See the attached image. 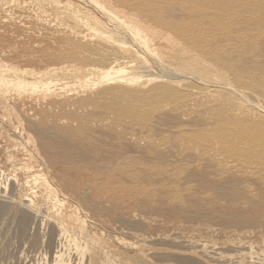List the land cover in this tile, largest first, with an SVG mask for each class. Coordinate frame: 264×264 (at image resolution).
<instances>
[{"label": "bare ground", "instance_id": "1", "mask_svg": "<svg viewBox=\"0 0 264 264\" xmlns=\"http://www.w3.org/2000/svg\"><path fill=\"white\" fill-rule=\"evenodd\" d=\"M93 1L128 27L164 73L128 44L109 42L53 10L70 46L45 70L66 66L81 97L50 102L74 107L77 125L58 128L55 137L33 125L32 143L62 177L86 178L74 182L79 203L106 189L131 195L138 206L158 195L153 220L179 237L264 240V115L245 108L238 92L264 100V0ZM97 108L104 115H94ZM155 124L167 135L145 133ZM211 249L216 255V244Z\"/></svg>", "mask_w": 264, "mask_h": 264}, {"label": "rangeland", "instance_id": "2", "mask_svg": "<svg viewBox=\"0 0 264 264\" xmlns=\"http://www.w3.org/2000/svg\"><path fill=\"white\" fill-rule=\"evenodd\" d=\"M53 10L109 42L128 44V50L149 58L154 69L164 73L128 27L93 0H0V264H264V240L253 244L207 235L179 237L178 230L154 221L158 195L149 199L147 193L141 194L140 198L150 200L144 206L135 205L131 195L111 189L99 199L93 195L94 199L77 201L74 182L86 178L74 173L62 177L57 171L60 166L31 141L36 138L33 125L48 127L50 137L60 127L77 125L70 117L74 107L63 109L50 102L67 95L81 97L72 91L73 73L66 66L45 70L49 62L62 60L63 48L70 46L59 32ZM238 92L245 108L264 115V100L260 104ZM113 111L108 109L106 114L113 117ZM203 112L207 115V108ZM104 113L99 108L94 111L96 116ZM154 126L145 133L167 135L162 132L167 128ZM24 197L32 200V206L23 205ZM83 201H94L95 206H83ZM213 244L217 246L214 256Z\"/></svg>", "mask_w": 264, "mask_h": 264}]
</instances>
